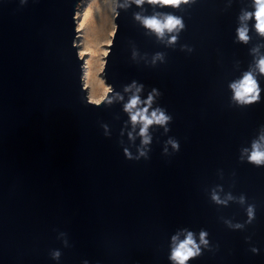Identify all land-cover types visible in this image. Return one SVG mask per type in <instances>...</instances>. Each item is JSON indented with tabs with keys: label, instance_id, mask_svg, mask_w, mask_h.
<instances>
[{
	"label": "water",
	"instance_id": "95a60500",
	"mask_svg": "<svg viewBox=\"0 0 264 264\" xmlns=\"http://www.w3.org/2000/svg\"><path fill=\"white\" fill-rule=\"evenodd\" d=\"M81 1L0 0V264H173L171 237L184 239L181 229L209 233L188 264H264V165L247 160L264 134V74L256 73V102L238 104L230 87L254 64L252 48L264 55L253 20L248 42L235 38L252 0L118 7L102 70L112 91L97 104L74 45ZM136 13H173L186 27L168 44ZM133 80L142 96L157 88L156 103L172 116L167 131L150 126L144 156L140 138L129 140L124 101L108 100L114 92L127 100ZM214 190L247 199L217 204ZM238 221L243 228L229 227Z\"/></svg>",
	"mask_w": 264,
	"mask_h": 264
},
{
	"label": "clouds",
	"instance_id": "9594fccd",
	"mask_svg": "<svg viewBox=\"0 0 264 264\" xmlns=\"http://www.w3.org/2000/svg\"><path fill=\"white\" fill-rule=\"evenodd\" d=\"M131 2L137 5H142L146 0H131ZM152 4H171L174 8H179L182 5H190L196 3V0H147ZM129 0H124L121 4L110 5L113 14L118 15V7H127ZM135 19L148 30L152 31L157 38L163 39L167 36V43L174 44L179 37V33L185 29L186 24L182 16L175 15L173 13L165 14H153L152 16H143L140 13L135 14ZM238 23L236 28V40L239 42L247 43L250 39L249 26L247 21L253 20L252 27L257 33L264 37V0H252V9H242L237 17ZM115 27V25H113ZM183 48H187L189 51L192 50L191 46L183 45ZM253 53L254 64L250 65L249 69L242 73L239 80L233 81L230 84L233 90V99L238 104H249L256 102L260 99L261 88L256 79V73L264 74V55H255L258 52V48H252L250 50ZM135 56V53H133ZM155 59H163V53L157 52ZM145 86L142 82L136 80L125 85L124 91L129 92L127 100H124L123 94L114 92L112 97H108L111 101L114 98H118L123 103V111L127 113L128 120L125 122L128 127L129 140L134 141L136 137L140 138L141 146L139 149V155L144 156L147 154V149L143 146L151 144L152 136L149 133V128L152 125H160L165 127L167 131L168 122L172 120L171 114L167 112V109L162 105L156 103L157 97L160 92L157 88L152 87L146 94L141 95L144 92ZM112 91V89H109ZM123 133V129H122ZM264 134L260 135L259 140L254 141L252 149L248 152L247 160L257 166L264 165ZM172 147L179 150V142L176 140L169 139ZM125 155L131 158V152L125 148ZM248 151V150H245ZM212 200L217 204L227 205L229 201L237 199L243 203L247 199L244 194L239 197H234L231 192L226 193L224 198H221L217 191H213L211 194ZM246 223H251L255 219L256 208L254 204H248L246 208ZM229 223V227L233 229H241L244 227L245 222ZM185 233L184 239H178V233L171 237V248L169 253V259L173 264H188V261L192 258L199 256L204 247L209 245V233L206 229H201L200 232L194 233L190 229H181ZM250 239L248 237L245 238ZM250 252L254 255H258L261 252V247L257 244L250 245ZM54 258H59L61 255L60 250L56 249L52 253ZM87 264V261H85Z\"/></svg>",
	"mask_w": 264,
	"mask_h": 264
},
{
	"label": "bare ground",
	"instance_id": "6f19581e",
	"mask_svg": "<svg viewBox=\"0 0 264 264\" xmlns=\"http://www.w3.org/2000/svg\"><path fill=\"white\" fill-rule=\"evenodd\" d=\"M117 0H111V4H116ZM108 7L107 10L104 11V13H100L102 16H107L109 12L111 11L113 18L114 14L111 9V7ZM113 25L114 22H113ZM112 25V28L107 24V21L103 20L98 27L95 39L93 41V49L88 51L86 47L81 50L80 57L87 56L89 57L88 60H86L85 65L82 67L83 73H82V85H84V89L86 90L88 94V99L92 103H100L103 98L106 96V93L109 91L110 86L106 84L105 79L103 77V66H104V57L106 52L108 51V46L111 43V37L113 36L114 28ZM110 37V38H109ZM87 46V45H86ZM103 55L101 64L99 65L98 74H94L93 69L90 65L100 59V57ZM96 72V71H95Z\"/></svg>",
	"mask_w": 264,
	"mask_h": 264
},
{
	"label": "rangeland",
	"instance_id": "374dc122",
	"mask_svg": "<svg viewBox=\"0 0 264 264\" xmlns=\"http://www.w3.org/2000/svg\"><path fill=\"white\" fill-rule=\"evenodd\" d=\"M110 4H111V0H82L77 6L75 13L76 37L74 40V45L76 46L77 49V53H76L77 57L82 62L81 67L85 65V62L86 60H88L89 57L87 56L80 57V52L82 49L86 47H89L86 48L88 51L93 49V41L95 39L99 24L103 20H105L107 21V24L110 27V29L112 28L113 15L111 11L107 16L101 15L102 13H104L105 10L108 9ZM110 37L112 38V36ZM102 58L103 55L100 57V59H98L97 61H95L90 65V67H92L91 70L94 68L93 69L94 74L96 73L98 74V70L100 67L99 65L101 64ZM86 95L88 97L87 92Z\"/></svg>",
	"mask_w": 264,
	"mask_h": 264
}]
</instances>
